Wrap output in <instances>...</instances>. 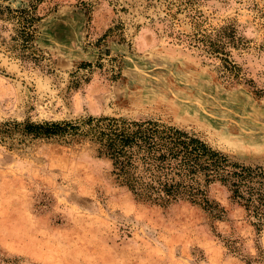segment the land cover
<instances>
[{
	"label": "rangeland",
	"instance_id": "374dc122",
	"mask_svg": "<svg viewBox=\"0 0 264 264\" xmlns=\"http://www.w3.org/2000/svg\"><path fill=\"white\" fill-rule=\"evenodd\" d=\"M32 1L28 50L12 39L16 21H0V264H264V229L226 186L210 185L213 209L135 199L89 135L22 130L88 116L154 119L264 169V0H199L205 27L235 28L227 67L192 41L171 0L2 4Z\"/></svg>",
	"mask_w": 264,
	"mask_h": 264
},
{
	"label": "trees",
	"instance_id": "16d2710c",
	"mask_svg": "<svg viewBox=\"0 0 264 264\" xmlns=\"http://www.w3.org/2000/svg\"><path fill=\"white\" fill-rule=\"evenodd\" d=\"M198 3L199 0H171V7L185 14L194 30L192 41L208 54L220 56L227 67L230 48L235 46V28L231 24L205 27L204 14L196 7ZM38 19L33 1L14 9L0 0V21H16L17 35L12 39L18 41L23 51L29 49L34 39L33 26ZM24 54L21 57L27 58ZM22 130L34 137L89 135L97 144L99 156L110 160L115 181L135 199L157 205L189 201L213 209L217 203L209 199L208 189L220 183L244 209L255 231L264 229V169L231 161L198 135L175 125L154 119L88 116L78 120L25 122ZM257 258L264 262V250L259 251Z\"/></svg>",
	"mask_w": 264,
	"mask_h": 264
}]
</instances>
